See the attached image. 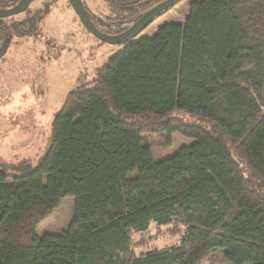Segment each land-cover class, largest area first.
Instances as JSON below:
<instances>
[{"label":"trees","instance_id":"trees-1","mask_svg":"<svg viewBox=\"0 0 264 264\" xmlns=\"http://www.w3.org/2000/svg\"><path fill=\"white\" fill-rule=\"evenodd\" d=\"M103 1L119 34L167 0ZM41 19L0 26L2 41L37 37ZM153 134L194 143L157 161ZM67 197L68 228L39 235ZM153 225L184 235L135 254L133 234ZM217 252L264 264V0L194 1L183 24L124 45L67 95L38 168L0 170V264H200Z\"/></svg>","mask_w":264,"mask_h":264},{"label":"rangeland","instance_id":"rangeland-1","mask_svg":"<svg viewBox=\"0 0 264 264\" xmlns=\"http://www.w3.org/2000/svg\"><path fill=\"white\" fill-rule=\"evenodd\" d=\"M194 1L201 0H180L133 42L155 36L166 24H183ZM83 2L99 30L106 35H116L117 29L113 27L104 1ZM40 15L43 19L38 36L13 37L6 54L0 58V170L9 177L24 176L38 168L51 146L53 123L67 95L78 85L92 81L95 69L124 46L108 45L91 35L80 23L68 0H35L26 13L3 20L0 26L6 29L13 23ZM173 116L190 124L196 122L195 118L181 113ZM145 142L151 146L157 161L194 143L179 134L172 135L170 146L166 136L159 134L146 135ZM73 216L74 198L62 199L52 215L40 225L38 234H61ZM183 235L181 226L153 225L145 234H133L132 249L139 255L178 245ZM200 264L225 262L222 254L217 252L207 254Z\"/></svg>","mask_w":264,"mask_h":264},{"label":"water","instance_id":"water-1","mask_svg":"<svg viewBox=\"0 0 264 264\" xmlns=\"http://www.w3.org/2000/svg\"><path fill=\"white\" fill-rule=\"evenodd\" d=\"M70 6L78 17L82 26L100 42L108 45H127L133 42L159 15L172 8L180 0H167L142 15L134 24L122 33L106 35L99 31L92 22L82 0H68ZM32 0H20L19 3L7 10L0 9V21L25 13ZM10 45V39H6L0 48L2 58Z\"/></svg>","mask_w":264,"mask_h":264},{"label":"flooded vegetation","instance_id":"flooded-vegetation-1","mask_svg":"<svg viewBox=\"0 0 264 264\" xmlns=\"http://www.w3.org/2000/svg\"><path fill=\"white\" fill-rule=\"evenodd\" d=\"M5 1H7L8 3H15L13 6H9L10 4H6L4 3ZM20 0H0V9H3V10H7V9H11L13 7H15L18 3H19ZM35 0H32L31 4L34 2ZM84 3V2H83ZM30 8V7H29ZM29 10V9H28ZM27 10V11H28ZM26 11V12H27ZM25 12V13H26ZM24 14V13H23Z\"/></svg>","mask_w":264,"mask_h":264}]
</instances>
